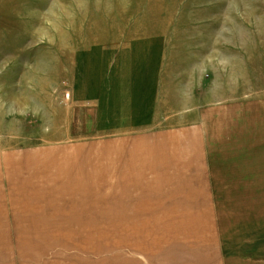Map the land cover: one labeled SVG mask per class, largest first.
<instances>
[{"label":"rangeland","instance_id":"374dc122","mask_svg":"<svg viewBox=\"0 0 264 264\" xmlns=\"http://www.w3.org/2000/svg\"><path fill=\"white\" fill-rule=\"evenodd\" d=\"M130 42L156 125L73 101ZM0 264H264V0H0Z\"/></svg>","mask_w":264,"mask_h":264},{"label":"crops","instance_id":"0c3cea01","mask_svg":"<svg viewBox=\"0 0 264 264\" xmlns=\"http://www.w3.org/2000/svg\"><path fill=\"white\" fill-rule=\"evenodd\" d=\"M135 41L137 40L135 39ZM132 43L129 45V47H125L123 49L122 54L115 55V57H109V59L107 55L110 52L107 51V49H104V51L100 49L97 53H92V56H86L87 53H84V55L80 54L75 62L76 90L73 91V101H75L77 104H81L82 106L95 103L99 112L98 116L103 117L107 116L105 114H109L110 116H114V118L117 119L116 115L112 112L113 108L110 106V97L106 99L105 94L109 93V86L111 84V71L109 68V63L119 62V67L114 66L115 69H121V72L123 71V80L120 83L119 90L122 91L123 87L126 93L125 97L121 96L122 98H119L118 100V108L123 109L122 119L126 121H121V124L130 125L133 119L138 122V124L156 125L158 124V120L161 118V111L165 109V107L162 106V89L158 91L156 88L157 82L159 80V70L155 75H153L152 72L149 73L150 76L147 79L149 81L148 85L145 81L142 82L146 77L144 74L145 72L142 69L144 57L136 56L137 53L134 52L138 50L137 47L139 43L137 44L136 48H133ZM149 59L150 61L153 60L152 57H149ZM158 61L161 63L162 60L160 57H158ZM153 78H155L154 81H152ZM164 82L167 83L166 78L165 81H162V83ZM115 109L117 108L115 107ZM139 109L140 111L144 110V113H141V115L143 114L141 117L138 116L137 113V110ZM154 115L155 122H153ZM119 120H121L120 117ZM182 140L183 139H181L179 143L175 145L168 141V145H172V148H169L172 153L173 148L179 145ZM168 145L166 146L167 149Z\"/></svg>","mask_w":264,"mask_h":264}]
</instances>
